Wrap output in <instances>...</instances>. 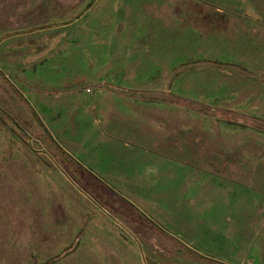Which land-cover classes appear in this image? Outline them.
<instances>
[{
	"label": "rangeland",
	"instance_id": "obj_1",
	"mask_svg": "<svg viewBox=\"0 0 264 264\" xmlns=\"http://www.w3.org/2000/svg\"><path fill=\"white\" fill-rule=\"evenodd\" d=\"M0 264H264V0H0Z\"/></svg>",
	"mask_w": 264,
	"mask_h": 264
},
{
	"label": "trees",
	"instance_id": "obj_2",
	"mask_svg": "<svg viewBox=\"0 0 264 264\" xmlns=\"http://www.w3.org/2000/svg\"><path fill=\"white\" fill-rule=\"evenodd\" d=\"M54 148V147H53ZM62 152V156L61 158L63 159V161L66 162L67 166H69V169L71 168V175L73 177H76L77 179H85V176L87 175L86 170L81 167L80 165H78L73 159H71L66 153ZM57 154H59L58 152H56Z\"/></svg>",
	"mask_w": 264,
	"mask_h": 264
}]
</instances>
